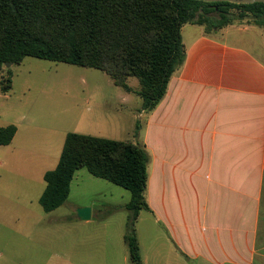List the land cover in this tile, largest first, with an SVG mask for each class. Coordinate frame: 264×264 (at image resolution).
<instances>
[{
  "label": "crops",
  "instance_id": "0c3cea01",
  "mask_svg": "<svg viewBox=\"0 0 264 264\" xmlns=\"http://www.w3.org/2000/svg\"><path fill=\"white\" fill-rule=\"evenodd\" d=\"M186 26L182 68L140 111L149 214L183 264H264V32Z\"/></svg>",
  "mask_w": 264,
  "mask_h": 264
},
{
  "label": "rangeland",
  "instance_id": "374dc122",
  "mask_svg": "<svg viewBox=\"0 0 264 264\" xmlns=\"http://www.w3.org/2000/svg\"><path fill=\"white\" fill-rule=\"evenodd\" d=\"M184 29L187 40L190 27ZM9 73L11 89L0 92V128L13 125L17 135L0 146V264H132L124 242L131 231L142 264H183L149 212L132 222L127 190L85 168L75 172L60 208L47 214L39 203L43 176L57 166L68 133L144 144L141 100L92 68L26 57L3 66L0 84ZM127 83L137 90L136 79ZM86 207L90 219L81 221L76 211Z\"/></svg>",
  "mask_w": 264,
  "mask_h": 264
},
{
  "label": "trees",
  "instance_id": "16d2710c",
  "mask_svg": "<svg viewBox=\"0 0 264 264\" xmlns=\"http://www.w3.org/2000/svg\"><path fill=\"white\" fill-rule=\"evenodd\" d=\"M196 25L207 36L229 26L252 25L264 32V3L233 4L196 0H0V70L36 58L105 73L112 83L141 100L151 113L182 68L186 48L181 28ZM11 73L0 92L11 89ZM138 82L136 91L127 80ZM2 83V82H1ZM16 127L0 128L8 146ZM150 154L139 142L68 133L57 166L44 174L39 199L50 213L68 198L78 169L130 193L125 205L132 222L146 202ZM132 264H142L134 231L124 236Z\"/></svg>",
  "mask_w": 264,
  "mask_h": 264
},
{
  "label": "water",
  "instance_id": "95a60500",
  "mask_svg": "<svg viewBox=\"0 0 264 264\" xmlns=\"http://www.w3.org/2000/svg\"><path fill=\"white\" fill-rule=\"evenodd\" d=\"M196 1H202V2H207V3H212V2H228V3H233V4H254V3H264V0H196ZM76 215L78 219L81 221H88L91 216V208L86 207V208H81L76 211Z\"/></svg>",
  "mask_w": 264,
  "mask_h": 264
}]
</instances>
